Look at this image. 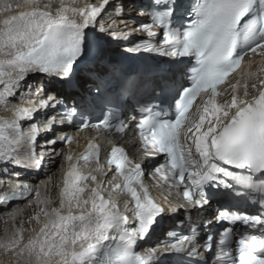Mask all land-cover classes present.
<instances>
[{"label":"snow or ice","instance_id":"6c2138e0","mask_svg":"<svg viewBox=\"0 0 264 264\" xmlns=\"http://www.w3.org/2000/svg\"><path fill=\"white\" fill-rule=\"evenodd\" d=\"M110 2L74 7L59 0L53 12L50 4L41 7L39 0H23L15 5L19 11L10 14L13 5L0 0V13L5 14L0 19V106L10 113L0 116V162L39 167L43 155H36L37 137L76 117L85 128L127 129L128 124L111 107L93 125L86 110L76 104L66 105L54 95L25 99L31 93L21 92V85L32 75L73 86L82 66L103 64L108 36L129 38L130 33L118 30L116 20L107 26L98 20ZM135 7L136 16L150 22L132 32L146 33L149 39L127 51L158 53L181 65L178 73L184 82H175V74L174 83H165L167 77L157 80L153 93L160 90L161 102L142 107L139 120L132 117L144 155L163 154L164 162L155 167L154 178L158 174L169 196L179 202H169L167 207L158 202L144 182L141 163L120 147L112 148L107 163L123 178V184L115 187L130 195L134 219L127 215L128 202L122 211L111 197H104L99 184L85 198L89 186L83 182L97 177L80 172L77 164L95 158V171H103L100 145L89 142L86 152L68 167L59 207L41 208L45 219L27 239L23 227L11 234L6 229L0 249L11 257L10 264H264V67L249 71V62L234 82L229 79L246 57L258 51L264 55V0H148ZM223 85L227 87L221 90ZM33 87L36 97L46 95L45 85L29 86ZM18 93L20 102L10 103ZM96 94H101L99 87ZM201 94L206 98L190 114ZM218 97L226 98L218 101ZM57 107L63 111L23 131L21 121H33L41 109ZM59 139L71 143L73 137L65 134ZM22 141L29 146L23 155L17 147ZM11 188L0 195V203L33 191L21 183ZM36 197L38 204L47 205L38 189ZM237 201L258 206L256 212L238 207ZM214 203V219L190 224L187 234L166 231L154 246L137 251L140 242L157 233L168 213L183 209L199 215ZM35 219L40 220V213ZM221 222L231 226L218 237L205 231L201 244L198 229Z\"/></svg>","mask_w":264,"mask_h":264},{"label":"bare ground","instance_id":"6f19581e","mask_svg":"<svg viewBox=\"0 0 264 264\" xmlns=\"http://www.w3.org/2000/svg\"><path fill=\"white\" fill-rule=\"evenodd\" d=\"M129 0H111L110 5L106 6L105 11L102 13L98 20L103 21L105 26L116 20L118 30L121 32L130 33L129 38L124 40L122 38H114L108 36L105 40V48L107 49V55L102 65L97 66L95 63H90L82 66V68L76 72L72 80V85L65 83L61 80L49 79L43 75H32L29 76L25 83L21 85V92L31 93L26 96L25 99H46L49 95H54L59 98H64L68 101H73L75 97L79 100L87 94H92V89L96 84V80L101 77V74L108 73L113 70L114 65L110 63L122 49L130 46L135 40L140 38V34H135L132 30L135 28L133 18L136 16V8H130ZM2 2L11 3L13 10L10 14H15L19 9L15 8L17 3H23V0H2ZM100 0H76L73 4L72 0H65L66 4H72L74 7H83L85 4H98ZM39 4L43 7L45 4H50L49 10L55 11L59 7V0H39ZM121 6H123L121 8ZM118 11H122L124 14L120 16L117 14ZM5 14L0 13V19ZM123 21V23H121ZM127 25V26H125ZM99 31V27L95 29ZM103 35V34H102ZM106 61V62H105ZM264 67V57L262 59H256L252 62V71H257ZM236 77L230 79L234 82ZM253 81H249L252 83ZM243 83V80L241 81ZM30 85H45L46 95L36 97L34 93L36 88H29ZM227 87V85H225ZM224 87V88H225ZM223 90V89H222ZM20 93L17 97L11 100L10 103L17 104L20 102ZM226 97L217 98L218 101ZM202 102V101H201ZM200 102V103H201ZM196 110V109H195ZM55 111L51 109H41L36 115L33 121H21V127L25 133H27L31 123L41 124L48 116H53ZM10 113L6 112L3 106H0V116H9ZM59 119V117H58ZM70 125L64 123L52 129L49 132H41L36 139L35 152L37 157L43 155L42 162L39 167L31 166H15L12 164H5L0 162V195H3L8 191L10 184L14 183H27L30 188L33 189L30 195L23 198L15 199L8 204L0 203V239H3L7 234H11L16 228L23 227L25 239L31 235L33 228L39 229L41 222L45 219L43 214L40 212L41 208L51 209L53 207H59V201L61 199V190L64 186L65 174L68 171V167L71 163H76L78 155L88 148L89 142H95L100 145V158L99 162L102 164V160L108 157L110 142L105 140L96 141L94 138V132H88L83 138H77V140L67 147H63L61 140L59 139L62 134L68 131ZM195 131V129H193ZM97 133V132H96ZM49 140H56L57 143L50 145ZM114 143L118 144L121 148H124L130 156H134L141 163L142 168L145 172L144 180L149 186L150 191L158 202L162 203L167 207L169 202L178 203L179 201L174 200L172 196H169L167 190L159 186L157 180L152 177L151 169L156 164L157 156H142V153L138 152V145L133 141L132 138L127 136H116ZM20 154L23 155L28 150V144L21 142L18 146ZM72 157V160L67 159L68 156ZM97 167L96 160L92 162H79L77 168L80 172L95 175L97 179L92 181L89 179L86 183L89 188L84 193L85 198L91 195L90 189L96 187L99 183L98 180L104 179L105 190H109L110 186L113 185L112 172L108 171L103 167V171H95ZM7 172V175H5ZM42 181V183H40ZM107 184H110L108 186ZM107 185V186H106ZM83 186V184L81 185ZM114 186V185H113ZM40 192V199H46L47 205L38 204L36 197V190ZM168 197L167 200L164 198ZM14 207L11 210H6L11 205ZM37 213H40V220L35 219ZM185 212L179 210L177 213H168L163 220L160 221V227L157 233L152 237L153 239L146 242H141L138 249L143 246H151L158 237L162 238L163 233L168 231L169 228L176 224V221L181 219ZM141 250V249H140ZM11 257L6 255L2 249H0V264H10Z\"/></svg>","mask_w":264,"mask_h":264},{"label":"rangeland","instance_id":"374dc122","mask_svg":"<svg viewBox=\"0 0 264 264\" xmlns=\"http://www.w3.org/2000/svg\"><path fill=\"white\" fill-rule=\"evenodd\" d=\"M40 183H42V181H40ZM15 204L11 205L10 207H8L6 210H11L14 207Z\"/></svg>","mask_w":264,"mask_h":264}]
</instances>
